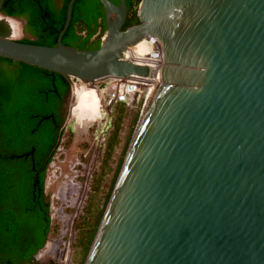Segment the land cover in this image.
<instances>
[{
    "label": "water",
    "instance_id": "1",
    "mask_svg": "<svg viewBox=\"0 0 264 264\" xmlns=\"http://www.w3.org/2000/svg\"><path fill=\"white\" fill-rule=\"evenodd\" d=\"M73 1L55 45L0 36V57L70 87L148 76L122 58L144 38L163 60L85 264H264V0H140L125 29L126 1L98 0L105 30L83 49L61 42Z\"/></svg>",
    "mask_w": 264,
    "mask_h": 264
},
{
    "label": "trees",
    "instance_id": "2",
    "mask_svg": "<svg viewBox=\"0 0 264 264\" xmlns=\"http://www.w3.org/2000/svg\"><path fill=\"white\" fill-rule=\"evenodd\" d=\"M68 1L3 0L1 11L26 19L25 29L35 39L22 42L52 46L65 22ZM139 1L127 0L130 12L123 28L135 21L133 7ZM0 29L9 35L3 19ZM104 30L101 3L74 0L61 42L96 48ZM69 89V80L58 73L0 57V264H19L20 258L46 244L51 217L45 171L63 134L62 106Z\"/></svg>",
    "mask_w": 264,
    "mask_h": 264
},
{
    "label": "rangeland",
    "instance_id": "3",
    "mask_svg": "<svg viewBox=\"0 0 264 264\" xmlns=\"http://www.w3.org/2000/svg\"><path fill=\"white\" fill-rule=\"evenodd\" d=\"M138 4L133 7L135 12ZM4 21L9 35L23 37L21 24L16 27L12 19ZM0 36H6L2 29ZM150 49V43H143L132 51L144 55ZM156 76L148 86L138 83L131 88L110 84V80L94 87L79 84L69 118L72 87L79 82L71 81L62 106L63 134L55 154L57 160L52 159L56 163L48 177L53 187H46L51 223L47 237L50 242L43 247L49 250L45 257L54 246L61 253L59 259L50 258L52 262L85 264ZM125 93L129 94L127 101L112 100Z\"/></svg>",
    "mask_w": 264,
    "mask_h": 264
},
{
    "label": "built area",
    "instance_id": "4",
    "mask_svg": "<svg viewBox=\"0 0 264 264\" xmlns=\"http://www.w3.org/2000/svg\"><path fill=\"white\" fill-rule=\"evenodd\" d=\"M144 39L146 40V42L150 43L151 45V49L149 52L145 53L144 55L136 54L137 55L136 56L132 51V47L134 46L133 45L129 47L127 50H125L124 52H122V58L125 60L145 64L150 69L149 75L146 77L139 76V75H133L130 78L113 77V78H109L108 80H106L107 82L110 80L112 81L110 84H112L113 82H116V83H119L118 85L128 87V88H131L133 84L138 85V83L139 84L144 83V85H147V86L149 85V80L153 79L157 75L158 70L162 66L163 61H162L161 48L158 42L152 37H148ZM127 98H129V94L125 93L122 98H113L112 100L117 99V100L127 101L128 100Z\"/></svg>",
    "mask_w": 264,
    "mask_h": 264
},
{
    "label": "bare ground",
    "instance_id": "5",
    "mask_svg": "<svg viewBox=\"0 0 264 264\" xmlns=\"http://www.w3.org/2000/svg\"><path fill=\"white\" fill-rule=\"evenodd\" d=\"M9 19H12L13 20V22L12 23H14V25L16 26V27H18V25L20 24V22L18 21V20H16V19H14V18H8L7 20H9ZM19 23V24H18ZM20 30H21V28H20ZM18 31H19V28H18ZM16 32H17V29H16ZM20 32V31H19ZM143 43H148V42H146V40L145 39H142V40H140L139 42H137L133 47H132V49H134L135 47H137V46H139V45H141V44H143ZM163 61V60H162ZM162 64H163V62H162ZM161 67L159 68V70H158V73H157V76H156V79H155V82H154V84H153V87H152V90H151V93H150V95H149V98H148V101H147V103H146V106H145V108H144V110H143V112H142V115H141V118H140V122H139V124H138V127H137V129H136V132H135V135H134V138H133V140H132V143H131V146H130V149H129V152H128V155H127V161H128V159H129V156H130V153H131V151H132V148H133V145H134V143H135V140H136V138H137V135H138V132H139V130H140V127H141V124H142V122H143V119H144V116H145V114H146V111H147V109H148V106H149V103H150V101H151V98H152V95H153V93H154V90H155V87H156V85H157V82H158V80H159V77H160V74H161ZM79 84H81V85H88V84H86V83H83V82H75L74 84H73V87H72V99H71V103H70V112H69V118L71 117V114H72V110L74 109V107H75V105H74V100H75V96H76V92H77V89H78V85ZM91 86V85H90ZM94 87V86H93ZM77 88V89H76ZM55 158V157H54ZM56 159V158H55ZM54 159V160H55ZM52 161L51 163H50V165H49V168H48V171H47V184H46V187H47V189H51L52 187H53V185L50 183V181L48 180V177L50 176V173H51V169H52V165L54 164V163H56V161ZM57 160V159H56ZM125 166H126V164H125ZM51 193V192H50ZM57 193V195L59 196V194H61V193H59V191L58 192H56ZM56 247L54 246L53 248H52V250H51V252L48 254V256L49 257H54V256H56V257H60V255H61V253L58 251V250H56L55 249ZM39 254H43V255H46L47 253H45V251L44 250H42ZM57 254V255H56Z\"/></svg>",
    "mask_w": 264,
    "mask_h": 264
},
{
    "label": "flooded vegetation",
    "instance_id": "6",
    "mask_svg": "<svg viewBox=\"0 0 264 264\" xmlns=\"http://www.w3.org/2000/svg\"><path fill=\"white\" fill-rule=\"evenodd\" d=\"M126 1V6H127V18H128V16H129V6H128V4H127V0H125ZM113 2H115V3H118L119 1L117 0V1H113ZM56 3H57V0H56ZM58 4V3H57ZM59 5V4H58ZM61 5V4H60ZM18 19H20V20H23L24 21V24H23V26H22V33H23V37H21L20 38V40L22 41V40H25V39H28V40H33V39H35V37L30 33V32H28L26 29H25V26H26V19L24 18V17H20V16H16ZM103 21H104V12H103ZM104 23V22H103ZM136 23H138V18H137V15H136V17H135V21H133L132 23H130V25H128V26H131V25H134V24H136ZM127 26V27H128ZM126 28V27H125ZM125 28H123V29H125ZM94 38V36L91 38V40ZM46 241H47V239H46ZM45 241V242H46ZM48 242V241H47ZM46 242V244L43 246L44 248H46L47 247V245H48V243L50 242H48L47 243ZM38 248L34 253H32L30 256H27V257H23V258H20L18 261H19V264H60V261H59V263H55V262H52L51 260H50V258H54V257H56V256H54V257H45V255H43V254H39L44 248ZM44 251H45V253L46 252H49V250L48 251H46L45 249H44ZM57 259H59L58 257H56Z\"/></svg>",
    "mask_w": 264,
    "mask_h": 264
}]
</instances>
